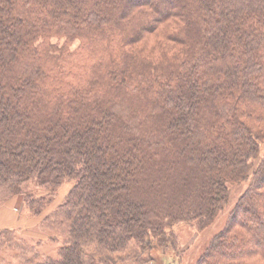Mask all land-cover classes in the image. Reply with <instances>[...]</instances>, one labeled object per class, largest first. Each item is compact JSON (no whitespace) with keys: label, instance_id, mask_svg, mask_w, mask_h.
<instances>
[{"label":"trees","instance_id":"obj_1","mask_svg":"<svg viewBox=\"0 0 264 264\" xmlns=\"http://www.w3.org/2000/svg\"><path fill=\"white\" fill-rule=\"evenodd\" d=\"M263 142L264 0H0V208L71 185L38 264H165L242 183L198 264H264Z\"/></svg>","mask_w":264,"mask_h":264},{"label":"rangeland","instance_id":"obj_2","mask_svg":"<svg viewBox=\"0 0 264 264\" xmlns=\"http://www.w3.org/2000/svg\"><path fill=\"white\" fill-rule=\"evenodd\" d=\"M54 42L58 41L54 40ZM62 44L60 43V45ZM77 48L78 43H74L69 49L73 52ZM176 49L174 48V51ZM263 156L264 142L261 143L258 159L253 164H257ZM247 184L242 183L230 187L229 201L206 227L191 223H180L175 226L174 233L167 236L166 242L160 247L162 254L166 257L165 264H198L214 238L225 228L229 215L245 191ZM70 186L64 184L59 191L60 195L58 194L57 200L38 217L34 215V211H39L37 208L41 205L40 198L35 197L32 206L31 200L25 202L23 197L15 198L8 203V208H13L14 217L18 220L11 223L13 232L0 234V264H38L48 258H57V250L62 244H52L50 240L53 238L62 242L65 238L67 225L59 218L61 217L59 213L52 215L46 221L43 219L50 210L60 204L58 202L63 200L62 198L69 191ZM39 191H35V194H39ZM41 193L43 194V192ZM8 194L6 190H0V205H4ZM154 254L159 255L160 252L154 251ZM144 260L138 264H147Z\"/></svg>","mask_w":264,"mask_h":264},{"label":"crops","instance_id":"obj_3","mask_svg":"<svg viewBox=\"0 0 264 264\" xmlns=\"http://www.w3.org/2000/svg\"><path fill=\"white\" fill-rule=\"evenodd\" d=\"M14 216H15L14 210H11V208L5 207L2 210H0V227L13 228L11 223L18 220V218H15ZM127 264H133V263H127Z\"/></svg>","mask_w":264,"mask_h":264}]
</instances>
